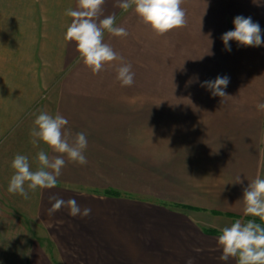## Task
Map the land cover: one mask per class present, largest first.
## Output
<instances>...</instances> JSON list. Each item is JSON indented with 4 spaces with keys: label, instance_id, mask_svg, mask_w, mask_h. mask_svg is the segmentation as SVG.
<instances>
[{
    "label": "crops",
    "instance_id": "0c3cea01",
    "mask_svg": "<svg viewBox=\"0 0 264 264\" xmlns=\"http://www.w3.org/2000/svg\"><path fill=\"white\" fill-rule=\"evenodd\" d=\"M120 2L105 0L100 19L115 15L128 32L105 31L104 43L131 64V87L116 79L120 61L93 74L64 39L65 11L78 0H0V264H237L219 259L217 238L251 218L243 190L264 178V44L229 41V52L221 36L241 15L264 40V0H183L186 26L161 36ZM217 76L230 78L228 97L200 86ZM45 111L68 120L70 141L86 135L87 164L33 146L34 120ZM40 150L65 159L57 186L28 199L9 193L15 155L35 171ZM53 195L91 214H49ZM25 216L36 230L22 237Z\"/></svg>",
    "mask_w": 264,
    "mask_h": 264
},
{
    "label": "clouds",
    "instance_id": "9594fccd",
    "mask_svg": "<svg viewBox=\"0 0 264 264\" xmlns=\"http://www.w3.org/2000/svg\"><path fill=\"white\" fill-rule=\"evenodd\" d=\"M104 2L105 0H78L76 10L66 9L65 16L72 19L64 39L75 42L78 59L82 60L93 74H99L106 64L120 61L116 68V79L121 87H131L135 76L131 64L123 62V57L109 44L104 43L105 31L116 37H126L128 32L124 27L115 26V15L100 19ZM182 4L183 0H121L118 7L128 11L134 6V11L141 21L149 25L157 36H161L186 26V12L181 7ZM233 24L234 30L221 36L225 51H231L229 41H235L238 46L244 47H259L264 44L261 28L251 17L238 15ZM197 81L198 77H195L188 83ZM229 82V77L217 76L214 80L202 82L200 86L209 90L213 97L224 98L229 96L224 91ZM257 108L264 111V103L258 104ZM67 124L68 120L59 113L53 116L46 111L41 112L34 120L30 132L31 143L37 147L43 142L53 152L66 155L68 161L85 165L87 158L84 151L88 144L86 135L83 132L76 133L70 141L71 133L64 131ZM63 155L50 157L44 150L38 151L36 159L39 167L35 171L31 170L27 156L15 155L11 162L14 174L10 178L7 191L28 199V191L56 187L57 178L65 165ZM239 182L240 179L237 183ZM49 199L55 201L49 209V214L59 211L62 207H67L73 217L91 214L90 208L85 207L82 210L75 199L65 201L55 195ZM243 203L244 216L251 218L246 222L236 219L231 226L221 229L217 238V246L222 249L219 259L228 261L229 258H236L237 264H264V178L258 176L248 184L243 190ZM254 218H259L261 223H257ZM187 264H192V260L189 259Z\"/></svg>",
    "mask_w": 264,
    "mask_h": 264
},
{
    "label": "rangeland",
    "instance_id": "374dc122",
    "mask_svg": "<svg viewBox=\"0 0 264 264\" xmlns=\"http://www.w3.org/2000/svg\"><path fill=\"white\" fill-rule=\"evenodd\" d=\"M96 192V191H95ZM28 216L22 217L24 218V221L21 222V231H22V237H27V235H29V227H31L32 230H30L33 234L34 231L36 230V221L33 222V220L29 221L27 219ZM27 219V220H26ZM38 224V223H37ZM37 233L38 234H43V230L42 229H37ZM26 238H22V246L25 244ZM48 242V240H47ZM50 244V242H48Z\"/></svg>",
    "mask_w": 264,
    "mask_h": 264
},
{
    "label": "trees",
    "instance_id": "16d2710c",
    "mask_svg": "<svg viewBox=\"0 0 264 264\" xmlns=\"http://www.w3.org/2000/svg\"><path fill=\"white\" fill-rule=\"evenodd\" d=\"M106 195H120L121 192L112 188L104 189L102 191ZM55 264H59L57 261H55Z\"/></svg>",
    "mask_w": 264,
    "mask_h": 264
}]
</instances>
